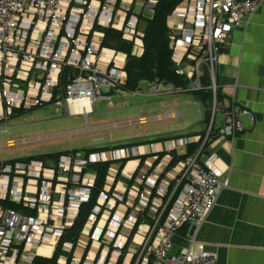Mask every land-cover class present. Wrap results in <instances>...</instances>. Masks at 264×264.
I'll return each instance as SVG.
<instances>
[{
	"label": "built area",
	"instance_id": "obj_1",
	"mask_svg": "<svg viewBox=\"0 0 264 264\" xmlns=\"http://www.w3.org/2000/svg\"><path fill=\"white\" fill-rule=\"evenodd\" d=\"M124 1L130 5H122ZM263 2L184 0L171 15L182 20L180 31L173 32L170 37L176 73L192 79L190 91L209 96L211 117L205 133L196 138L169 142L171 151L180 152L179 148L191 144L198 145V149L183 159V167L171 185L159 186L158 197L138 204L141 210L137 219L150 218L151 224L140 245L139 264H149L151 259L152 264L217 262V254L207 250L197 237L198 229L207 221L221 192L228 186V170L219 164L215 148L223 140L232 143L236 139L243 130L242 114L255 120L253 113L235 98L229 100L227 106L223 104L218 80L219 59L233 30L247 26ZM135 3L139 1L0 0V122H7L16 109L51 103L70 107L87 101L92 106L100 100L111 101L112 97L104 88L116 91L125 82L120 72L123 70L104 68L101 64V57L106 52L102 47L103 29L121 31L124 39L134 43L141 39L138 36L139 18L131 15ZM157 3L158 0H149L148 4L155 6ZM119 9L126 15L122 25L116 20ZM186 24L194 28H188ZM181 46L198 49V55H192L195 64L186 66L193 68L192 72L186 70L183 57H180ZM64 71L68 84L62 87L60 77ZM206 77L210 81L208 86L203 84ZM77 111L85 113L87 107ZM218 112L224 115L221 126H218ZM81 157L82 154L73 152L60 157L56 174L72 173L66 183H74L71 188L67 186V196L62 198L60 205L53 199L51 185L42 179L45 172L43 162L0 163V201H10L24 208L23 212L0 205V264H35L36 258L43 257L38 252L40 244L60 239L70 225L64 220H75L80 206L89 200L91 194L90 188L80 189L81 175L91 163L101 162L99 154L88 159ZM112 157L115 161H122L129 155L120 149L113 152ZM115 172L114 168L109 170L107 179L113 181ZM27 178L39 182L34 193L15 185L26 182ZM157 187L156 181L150 185L152 191ZM144 196L142 193L141 197ZM99 200L100 205L91 217L95 221L108 203H138L135 198L109 191H102ZM69 203L71 207H68ZM35 211L36 216L32 214ZM59 218L61 221L57 222ZM122 222L112 220L110 224L119 228ZM186 225H189L186 244L175 252L174 240ZM101 235L102 231L94 237L99 240ZM124 244L116 243L121 250L118 254Z\"/></svg>",
	"mask_w": 264,
	"mask_h": 264
},
{
	"label": "crops",
	"instance_id": "obj_2",
	"mask_svg": "<svg viewBox=\"0 0 264 264\" xmlns=\"http://www.w3.org/2000/svg\"><path fill=\"white\" fill-rule=\"evenodd\" d=\"M138 1L139 3L133 4L131 15H136L138 18L140 16L148 19L152 18L157 4L152 6L148 4L149 0ZM122 5L129 6L130 4L124 1ZM125 16V12L119 9L116 16L119 25L123 24ZM168 26L173 32L180 31L181 18L170 16ZM186 26L194 28L189 24H186ZM144 31L145 25L139 23L138 36L141 39L144 36ZM141 39L135 42L132 49V54L137 57L144 54V43ZM228 42L220 55L218 65V78L223 87L221 92L223 104L227 106L228 101L235 98L238 103L253 113L255 120H252L247 114H242L243 130L238 133L236 139L232 143L223 140L215 148L220 160L219 164L228 170V186L221 192L217 204L207 221L198 229L197 237L200 242L207 245L209 250L217 253L216 264H264V2L247 26L233 30ZM180 52V57H183L185 63L184 66L194 62L192 55H198L196 47L185 49L184 46H181ZM101 58V64L104 68L123 70L120 71L121 77L126 82L125 65L127 55L125 53L106 48V52ZM180 76H187L190 81L189 85L192 83V79L188 75ZM151 85L149 83V87H145V91H141V88L140 91L131 92V94H134L132 97L134 100L136 96L144 95V98L134 105H130L126 101V97L130 95L129 91L120 89L110 92L108 87H105L104 90L109 92L112 100L102 101L106 104L107 110L101 112L95 111V103L91 106L92 111L87 109L85 113L77 111L75 105L67 107L66 105L62 106L59 103H54L65 111L67 117L73 119L69 122L67 128L52 126L53 130L44 134L24 137L19 140L11 138L0 142V147H11L9 146L10 143L16 145L44 138L75 137L77 139L71 141L65 150L59 152L81 150L73 153L82 154L81 158L84 159L99 154L101 162L111 163L110 170L112 168L116 170L114 180L107 179L105 191L120 193L138 201L136 205L129 202L108 203L105 210L103 208L100 214H97L96 221L94 218H90L74 250L71 264H117L123 251L126 253L122 264H137V251L151 225L149 223L150 218L141 217L137 219L141 210L139 205L141 202H147L149 198L158 197L159 186L171 185L176 174L183 167V159L173 165L171 164L174 160V154H182L181 151L185 152L187 147L179 148L180 152L171 151L169 142L185 138H196L202 132L204 125L207 126L206 114H204L203 119L197 121L193 119L182 121L186 114L176 108L179 102L178 97L181 96H177L175 95L177 93L170 91L171 85L164 88L169 91H164L161 94L152 92ZM182 88L186 90L187 87ZM186 94H193L195 97L194 103H198L202 108L205 107L208 113V108L210 110L208 97H200L192 91ZM115 99L117 100L116 107L113 103ZM145 99L148 100L145 101ZM129 108H137L139 114L108 115V112L124 111ZM145 113L149 114L144 116ZM135 115H140V117L134 118ZM14 117L16 116H12L11 119ZM83 120L87 127L83 125ZM146 122L158 123L159 125L151 134L142 137H148V139L144 138L140 140L142 142H139V137H137V143L132 145H121L120 142L126 139L105 140L103 137L95 136L98 132L118 130L131 125L138 126ZM220 124L219 121L218 126H221ZM79 136H87V138H78ZM95 149L103 150L86 153V150ZM120 149L125 150L129 158L115 161L112 153ZM59 152L52 151L40 154L28 152L26 156L0 163H16L21 162L18 160H25L29 157H39ZM59 161L60 159H48L45 163L43 162L45 172L42 177L51 185L53 199L57 205L63 203L62 198L67 196L65 193L67 186L71 188L74 185L73 182L66 183V179L70 180L72 178V173L67 175L56 174ZM81 177L80 189L90 188L91 190L95 185L96 173L93 170L87 171L86 168ZM154 181L157 182L158 187L152 191L150 185ZM15 185L19 189L27 188L28 191L34 193L39 187V182L37 179L27 178L26 182H18ZM142 193L145 194L144 197H141ZM98 205H100V200ZM108 205L114 206V208L110 209ZM112 219L123 221L120 227V238L132 236L129 244L122 250L121 254L117 252L116 248L118 246L114 247L116 241L113 240L115 227L110 224ZM135 219H137L136 222ZM60 221V218L57 219V222ZM73 222L74 220H64V223L70 224L67 229L73 225ZM105 227H107V230ZM95 228H97L96 231ZM98 230H104L100 241L93 239V235L96 234L94 232ZM59 241L60 239H57L54 251L50 255H54ZM42 245L44 244H40V246ZM64 247L65 252L70 254L73 245L67 243ZM175 251H177V248ZM134 259H136L135 262Z\"/></svg>",
	"mask_w": 264,
	"mask_h": 264
},
{
	"label": "trees",
	"instance_id": "obj_3",
	"mask_svg": "<svg viewBox=\"0 0 264 264\" xmlns=\"http://www.w3.org/2000/svg\"><path fill=\"white\" fill-rule=\"evenodd\" d=\"M181 2L182 0H160L154 9L155 13L152 18L148 19L144 18L143 16L139 17V23L145 25L143 38L144 54L141 57H137L132 54L134 42L124 39L122 32L112 28L104 29L105 36L103 39L102 47L115 50L117 52L125 53L127 55L125 65L127 80L124 86L122 87L125 91H140L141 84L143 82H164L171 83L174 86L178 87H188L190 81L187 79V77H182L176 73L177 65L173 58L174 51L171 47L170 39V37L174 35V33L170 30L168 26L169 17L173 15L176 7ZM64 75L60 77V84L62 87L68 84V76ZM209 83V78L206 77V79L203 80V84L208 86ZM193 93H195L196 95H200V97H205L201 93ZM57 100L58 99H56L54 102H56ZM26 112L27 111L24 109L15 110L14 115L19 116L25 114ZM210 117L211 114L208 112L206 114L207 124H209ZM197 149L198 145H188L184 153L174 154V160L171 165L186 158L187 156L194 154ZM102 150L103 149L86 150V153ZM77 151L81 150H73V152ZM67 153H69V151L59 152L51 155H42L39 157H29L25 160L18 161L31 162L34 160H39L45 163L48 159L58 160L60 159V157ZM110 164L111 163L109 162L91 163L87 167V171L93 170L96 173L95 185L91 188L89 200L87 202L82 203V205L80 206L79 213L75 218L73 225L69 229L65 230L64 234L60 238L59 244L55 250L54 255H41L43 257L51 258L38 257L35 259V264H58L60 257L64 254L63 249L65 244L67 243L73 245L71 253L67 256V264H71L73 253L79 242V239L82 236L88 221L94 215V210L98 205L100 193L104 191L107 186V177L110 170ZM0 205H2L5 209L15 208L24 212V208L21 205L11 203L10 201H0ZM32 214L36 216L37 212L35 211ZM164 220L165 218L163 219V221ZM188 229L189 225H186L181 228V230L178 232L176 239L174 240V247L175 249L177 248L178 252L186 244V236L188 233ZM131 238L132 236L130 237L129 241L131 240ZM43 248L47 253H53L54 251V248ZM125 253V251L122 252V256L119 258L117 264L123 263ZM136 258L138 260V255ZM135 260L136 259H134V262ZM150 264H152L151 261Z\"/></svg>",
	"mask_w": 264,
	"mask_h": 264
},
{
	"label": "rangeland",
	"instance_id": "obj_4",
	"mask_svg": "<svg viewBox=\"0 0 264 264\" xmlns=\"http://www.w3.org/2000/svg\"><path fill=\"white\" fill-rule=\"evenodd\" d=\"M150 11H152V10H150ZM192 58L195 60V57L192 56ZM194 64H195V62L188 64V66L192 67ZM185 67H186V65H185ZM187 67H186V70L188 72L193 71V68L188 69ZM218 80H219V78H218ZM151 84H152L151 85V91L152 92L161 94L164 91H169L168 89L165 90L164 88L166 86L169 87V85H171L170 91L172 93H177V94H175L177 96H181V97H178L179 102L177 103L176 108L179 111L182 110L184 112V114H186V116L183 118L182 121H185L188 119H193V120L197 121L198 119H201V118L203 119L204 114H207V110H205V107L202 108V106L199 105L198 103H194L195 97L193 94H186V93H189V91L191 90L190 85L185 90V88L176 87L171 83L155 82V83H151ZM220 86H221V84H220ZM145 87H149L148 82L141 84V88H142L141 91H145L146 90ZM222 89H223V87L221 86L220 90H222ZM129 94L130 95L126 97V101L130 105H134L136 102H139L142 100V98H144V95H138V96H136V98L134 100L132 98L134 96V94L133 93L131 94V92H129ZM137 94H135V95H137ZM147 100L148 99H145V101H147ZM102 101L103 100H100L94 104V109L96 112H101V111L107 110L106 104L103 103ZM116 102H117L116 99L113 100L115 107H116ZM209 111L210 110L208 108V112ZM115 114H119V115H121V114H127V115L139 114V111L137 108H129V109L124 110V111L118 110V111L108 112L109 116H113ZM148 114L149 113H145L144 116H146ZM139 117H140V115L134 116V118H139ZM217 117H218V120L221 122L220 125H222L224 122L223 113L218 112ZM70 121H73V119L67 117L65 115V111L62 110L60 107L56 106L54 103L45 104V105H42L40 107L30 109L23 115H19V116L12 118L8 122L7 125H5L4 123H0V142H3L5 140L11 139V138H13L15 140H19L20 138H24V137L28 138V137H31V136H34L37 134H44L46 132L52 131L53 130L52 126H57V128H67ZM83 125L85 127H87V124L85 123L84 120H83ZM158 125H159L158 123L155 124L152 122H146L143 124H139L138 126L137 125H131L128 127L118 129V130L98 132L95 134V136L96 137H103L105 140L126 139V140L120 142L121 145H132V144L137 143L136 142L137 137H139V142H142L140 140H143L144 138L148 139V137H144V138H142V137L146 134H151V132H153ZM204 126L205 127L203 128L202 132L199 134L206 132L208 124H207V126L206 125H204ZM82 137L84 139L87 138V136H81V137L79 136L78 138H82ZM74 139H77V138H75V137H61V138H57V139H46V138H44V139H40L38 141H33L30 143H18L16 145H13V143H10L9 146H11V147H8V146L0 147V162L6 161V160H12V159H15L17 157L26 156L28 152H32V153H36V154L45 153V152H52V151H58L59 152L60 150H65L66 146H69V143L71 141H73ZM68 207H71L70 203H69ZM103 208L105 210L106 207H103ZM152 214H153V210L150 211V215H152ZM111 221H110V223H111ZM120 227L119 228L115 227V231L113 232V235L115 236L113 238V240L116 241L114 244V247L116 246V243L120 244L122 242H125V244L122 248V249H125V247L129 244V239L131 236L120 238L121 237L120 236V232H121ZM105 228L107 230V227H105ZM96 229L97 228H95V231H96ZM103 231L104 230H102L101 237L103 236ZM97 232H100V230H98ZM97 232H94V233H97ZM101 237H100V239H101ZM93 238L97 239L96 237H94V235H93ZM100 239L98 241H100ZM149 241H150V247H151V244H152L151 240H149ZM117 246H118V248L115 247L117 249V252L121 251L119 249V245H117ZM206 248H207V245H206ZM141 250H142V248L140 247L139 250L137 251V253L140 252ZM207 250H209V249L207 248ZM63 251H64V254L60 257L58 264H67V259H68L67 256L69 255V252H65V247H64ZM209 251H211V250H209ZM212 252H215V251H212ZM62 259H64V263H61ZM149 259H151V258L148 257V260ZM217 259H218V255H217ZM137 264H139L138 260H137Z\"/></svg>",
	"mask_w": 264,
	"mask_h": 264
},
{
	"label": "bare ground",
	"instance_id": "obj_5",
	"mask_svg": "<svg viewBox=\"0 0 264 264\" xmlns=\"http://www.w3.org/2000/svg\"><path fill=\"white\" fill-rule=\"evenodd\" d=\"M174 18V17H173ZM179 18V17H178ZM173 20V19H172ZM174 23V22H173ZM73 106V105H72ZM84 108V107H87V109H90L91 110V106H90V102L87 101V102H81V103H77L75 104V108L76 110H78L79 108ZM57 242V239H51L50 241H48L47 243H45L44 245L40 246L39 248V254L40 255H50L52 253H47L45 252L44 248L43 247H47V248H54L55 244ZM56 248V247H55ZM61 263H64V259L61 260Z\"/></svg>",
	"mask_w": 264,
	"mask_h": 264
},
{
	"label": "clouds",
	"instance_id": "obj_6",
	"mask_svg": "<svg viewBox=\"0 0 264 264\" xmlns=\"http://www.w3.org/2000/svg\"><path fill=\"white\" fill-rule=\"evenodd\" d=\"M157 4H158V3H157ZM107 29H109V28H107ZM103 31H104V29H103ZM120 32H121V31H120ZM104 33H105V31H104ZM143 38H144V37H143ZM143 38H142V40H143ZM133 42H134V41H133ZM134 45H135V43H134ZM104 49H106V48H104ZM109 69H110V68H109ZM124 84H125V83H124ZM123 86H124V85H122L120 89H123V88H122ZM120 89H119V90H120ZM116 91H117V90H116ZM105 92H106V91H105ZM105 101H107V100H105ZM39 107H40V106H39ZM35 108H36V107H35ZM31 109H33V108H31ZM16 110H20V109H16ZM24 110L28 111V110H30V109H24ZM14 111H15V110H14ZM12 116H14V113H13ZM12 116H11V117H12ZM11 117H10V119H11ZM10 119H9V120H10ZM9 120H8V121H9ZM8 121H7V122H8ZM0 123H4V124H5L6 122H0ZM71 152H73V151H71ZM69 153H70V152H69ZM67 154H68V153H67ZM64 155H66V154H64ZM36 161H39V160H36ZM41 162H42V161H41ZM9 163H11V162H9ZM104 191H105V190H104ZM89 198H90V197H89ZM65 245H66V244H65ZM137 255H138V253H137ZM52 257H53V256H52ZM42 258H46V257H42ZM50 258H51V257H50ZM150 261L152 262V259H151ZM150 261H149V264H150Z\"/></svg>",
	"mask_w": 264,
	"mask_h": 264
},
{
	"label": "flooded vegetation",
	"instance_id": "obj_7",
	"mask_svg": "<svg viewBox=\"0 0 264 264\" xmlns=\"http://www.w3.org/2000/svg\"><path fill=\"white\" fill-rule=\"evenodd\" d=\"M217 119H218V117H217ZM219 121V120H218Z\"/></svg>",
	"mask_w": 264,
	"mask_h": 264
}]
</instances>
